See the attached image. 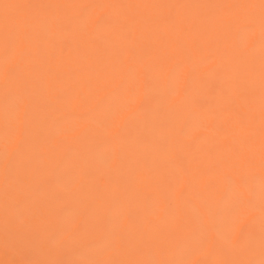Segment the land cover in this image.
Segmentation results:
<instances>
[{
	"label": "bare ground",
	"instance_id": "1",
	"mask_svg": "<svg viewBox=\"0 0 264 264\" xmlns=\"http://www.w3.org/2000/svg\"><path fill=\"white\" fill-rule=\"evenodd\" d=\"M0 264H264V0H0Z\"/></svg>",
	"mask_w": 264,
	"mask_h": 264
}]
</instances>
